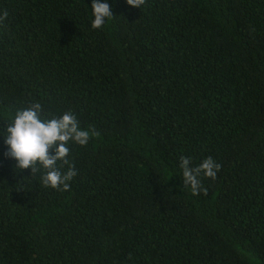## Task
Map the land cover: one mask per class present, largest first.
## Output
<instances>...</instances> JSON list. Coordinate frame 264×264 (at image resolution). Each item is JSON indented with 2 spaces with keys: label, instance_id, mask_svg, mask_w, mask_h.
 <instances>
[{
  "label": "trees",
  "instance_id": "trees-1",
  "mask_svg": "<svg viewBox=\"0 0 264 264\" xmlns=\"http://www.w3.org/2000/svg\"><path fill=\"white\" fill-rule=\"evenodd\" d=\"M101 2L0 0V264H264V0ZM35 103L98 132L68 191L5 155Z\"/></svg>",
  "mask_w": 264,
  "mask_h": 264
},
{
  "label": "clouds",
  "instance_id": "clouds-1",
  "mask_svg": "<svg viewBox=\"0 0 264 264\" xmlns=\"http://www.w3.org/2000/svg\"><path fill=\"white\" fill-rule=\"evenodd\" d=\"M144 3L145 0H126V4L133 8H140ZM91 14L93 29L102 28L106 19L113 17L109 4L101 0H92ZM8 15L6 10L0 13V25H3ZM41 113L40 103L15 112L4 129V144L7 146L5 155L15 161V169H30V176L43 169L40 178L42 187L68 191L69 181L77 175L75 165L67 159L69 142L86 146L89 139L98 135V132L94 126L89 130H81L76 117L70 112L51 119L42 118ZM65 166L67 171L62 172L61 169ZM179 166L183 186L190 187L193 195H198L201 190V174L215 180L221 169V164L212 157L205 158L198 166H191L190 158L182 156Z\"/></svg>",
  "mask_w": 264,
  "mask_h": 264
}]
</instances>
